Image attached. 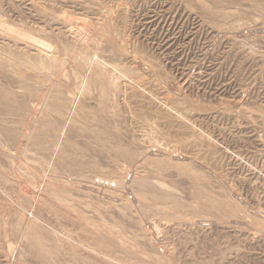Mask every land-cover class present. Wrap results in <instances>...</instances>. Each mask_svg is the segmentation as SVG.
<instances>
[{
  "label": "rangeland",
  "instance_id": "374dc122",
  "mask_svg": "<svg viewBox=\"0 0 264 264\" xmlns=\"http://www.w3.org/2000/svg\"><path fill=\"white\" fill-rule=\"evenodd\" d=\"M262 214L264 0H0V264H264Z\"/></svg>",
  "mask_w": 264,
  "mask_h": 264
},
{
  "label": "bare ground",
  "instance_id": "6f19581e",
  "mask_svg": "<svg viewBox=\"0 0 264 264\" xmlns=\"http://www.w3.org/2000/svg\"><path fill=\"white\" fill-rule=\"evenodd\" d=\"M107 9V8H106ZM222 18V17H221ZM226 19V18H225ZM239 27V26H238ZM80 30V29H79ZM78 30V31H79ZM80 37V36H79ZM84 38H86V37H84ZM36 42V41H35ZM254 45V44H253ZM40 49V48H39ZM46 50H48V49H46ZM263 50V49H262ZM49 51V50H48ZM44 53H46V52H44ZM49 55H51V54H49ZM83 57H81V55H80V57H81V61L82 62H84L85 61V56H86V60L88 59V56L87 55H82ZM55 57V56H54ZM78 58V57H77ZM94 58V57H93ZM92 57L90 58V60H89V66L88 67H90V66H92L93 67V65L94 64H96V65H98V67H100V63H99V61H98V58H97V60H93V62H91L92 61V59H93ZM96 59V58H95ZM49 60V59H48ZM86 62V61H85ZM84 62V63H85ZM98 62V63H97ZM101 62V61H100ZM103 63V62H102ZM101 63V64H102ZM93 64V65H92ZM95 68L96 69V74L98 75V73H101L100 72V70H99V68ZM102 67V66H101ZM47 71V70H46ZM106 71V70H105ZM117 71V70H116ZM96 75V76H97ZM82 76V75H81ZM95 76V75H94ZM98 78V77H97ZM100 85V84H99ZM84 87V84H83V82H82V86H81V88H83ZM167 90V89H166ZM87 179H88V177H87ZM82 180V179H81ZM85 180H86V178H85ZM137 184V183H136ZM140 185V184H139ZM142 185V184H141ZM147 189V188H146ZM145 193V192H144ZM150 195H152V194H150ZM166 196V195H165ZM157 197V196H156ZM168 197V196H167ZM172 197V196H171ZM152 198H153V196H152ZM173 198V197H172ZM153 199H155V196H154V198ZM162 199H163V196H162ZM165 199V198H164ZM250 199V198H249ZM160 200H161V198H160ZM25 209V208H24ZM25 213V212H24ZM18 214V213H17ZM262 215H264V214H262ZM22 216V215H21ZM26 216V215H25ZM25 216H23V220H22V222L24 221V223H26V224H29L30 225V222H31V217H33L34 215L33 214H31V216L29 217V219H27V217H25ZM17 223V222H16ZM20 225H22V224H20ZM16 228H19V227H16ZM20 230H21V228H20ZM19 231V230H18ZM17 232V231H16ZM15 233V232H14ZM18 233V232H17ZM28 234V233H27ZM22 235H24V234H22ZM15 236H17V235H15ZM27 239V238H26ZM68 239V238H67ZM34 247V246H33ZM117 258V257H116ZM112 259V258H111ZM11 260H12V258H11ZM124 261V260H123ZM127 264V263H126ZM133 264V263H132Z\"/></svg>",
  "mask_w": 264,
  "mask_h": 264
}]
</instances>
